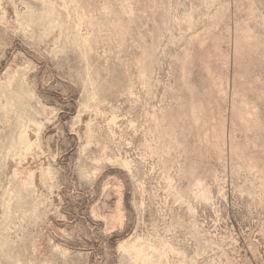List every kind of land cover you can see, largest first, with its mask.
I'll return each instance as SVG.
<instances>
[{"label":"rangeland","instance_id":"1","mask_svg":"<svg viewBox=\"0 0 264 264\" xmlns=\"http://www.w3.org/2000/svg\"><path fill=\"white\" fill-rule=\"evenodd\" d=\"M262 169L264 0H0V264H264Z\"/></svg>","mask_w":264,"mask_h":264},{"label":"bare ground","instance_id":"2","mask_svg":"<svg viewBox=\"0 0 264 264\" xmlns=\"http://www.w3.org/2000/svg\"><path fill=\"white\" fill-rule=\"evenodd\" d=\"M236 54H238V52H236ZM198 106H200L199 104H198ZM196 105H193L192 107H191V113H192V116L194 117V118H196L197 117V114H196ZM250 122V120L249 119H244V124L245 125H247L248 123ZM219 125H220V122L218 123ZM231 146H235V144L234 143H231L230 144ZM234 149H237L236 147H234ZM235 152H239V150H235ZM262 171V173L264 174V170L262 169L261 170Z\"/></svg>","mask_w":264,"mask_h":264}]
</instances>
